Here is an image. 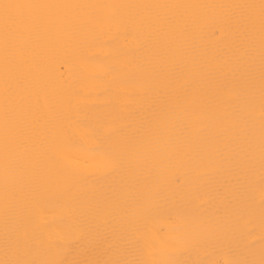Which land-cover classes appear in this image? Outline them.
Masks as SVG:
<instances>
[{"label": "bare ground", "instance_id": "6f19581e", "mask_svg": "<svg viewBox=\"0 0 264 264\" xmlns=\"http://www.w3.org/2000/svg\"><path fill=\"white\" fill-rule=\"evenodd\" d=\"M0 260L264 259L261 0H6Z\"/></svg>", "mask_w": 264, "mask_h": 264}, {"label": "snow or ice", "instance_id": "6c2138e0", "mask_svg": "<svg viewBox=\"0 0 264 264\" xmlns=\"http://www.w3.org/2000/svg\"><path fill=\"white\" fill-rule=\"evenodd\" d=\"M25 7H33L32 5H22L18 3H10L6 2V0H0V18L3 19L5 25V35L10 30L11 24L15 21V17L13 15L14 10H18ZM261 10L264 13V0H261ZM262 28H264V16H262ZM262 94H264V89H262ZM261 112L262 117H264V101H262L261 105ZM262 157H264V144H262ZM0 264H63V262L53 261V262H46V261H33V260H24V259H17V260H0ZM111 264H123L121 261H113ZM130 264H134V262H130ZM244 264H255V262H244ZM259 264H264V259H262Z\"/></svg>", "mask_w": 264, "mask_h": 264}]
</instances>
